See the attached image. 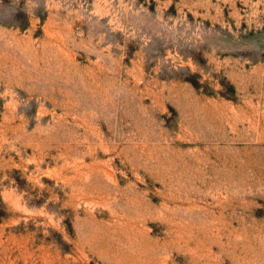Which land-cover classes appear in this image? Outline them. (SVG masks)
<instances>
[{
    "label": "rangeland",
    "instance_id": "374dc122",
    "mask_svg": "<svg viewBox=\"0 0 264 264\" xmlns=\"http://www.w3.org/2000/svg\"><path fill=\"white\" fill-rule=\"evenodd\" d=\"M0 264H264V0H0Z\"/></svg>",
    "mask_w": 264,
    "mask_h": 264
}]
</instances>
